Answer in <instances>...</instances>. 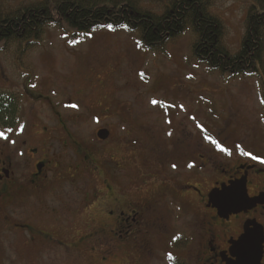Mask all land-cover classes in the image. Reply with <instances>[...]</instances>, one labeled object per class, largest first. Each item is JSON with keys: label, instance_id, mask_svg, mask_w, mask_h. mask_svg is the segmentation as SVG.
<instances>
[{"label": "flooded vegetation", "instance_id": "af4514ba", "mask_svg": "<svg viewBox=\"0 0 264 264\" xmlns=\"http://www.w3.org/2000/svg\"><path fill=\"white\" fill-rule=\"evenodd\" d=\"M22 86H0L4 102L7 93L23 100L0 121V233L12 237L0 250L11 248L15 264H264V128L235 147L251 149L257 162L231 161L226 143L222 181L205 177L214 162L199 155L201 168L187 171L196 181L185 187L188 204L182 185L174 188L183 177L178 157L164 150L154 148L161 175L135 181L134 116L107 112L100 100L66 109L72 102L52 94L43 103V93ZM242 179L256 204L221 218L209 194Z\"/></svg>", "mask_w": 264, "mask_h": 264}, {"label": "rangeland", "instance_id": "374dc122", "mask_svg": "<svg viewBox=\"0 0 264 264\" xmlns=\"http://www.w3.org/2000/svg\"><path fill=\"white\" fill-rule=\"evenodd\" d=\"M37 1L41 0H0L10 9ZM159 1L141 0V6L161 14ZM211 1V12L224 25L225 47L232 54L238 53L247 14L258 3L255 0ZM78 35L68 27L50 25L41 41H33L38 45L24 54L20 44H0L1 90L18 92L23 84L22 88L34 94L43 93V103L52 94L72 102L71 107L66 104V109H72V105L77 106L73 109H80L82 99L90 103L100 100L107 112L134 116L136 135L130 151L135 181L139 179L142 184L141 180L149 173L161 175L153 167L158 162L156 151L164 150L165 156L178 157V171H182L183 177L174 188L182 185L178 194L188 204L194 196L185 187L196 181L190 179L187 171L195 164L201 168L199 155H209L214 162L208 170H203L205 177L212 181L224 178L221 170L226 169L225 152L218 151L205 137L217 141L223 148L226 143L228 147L230 144L231 153L236 154L231 161L257 162L252 158L251 149L235 147L253 141L255 132L264 128L262 84L256 78L211 75L192 56L194 35L190 30L160 52L147 50L139 33L125 28L98 30L84 37ZM47 78L48 81H41ZM153 100L158 103L153 105ZM25 104L24 109L30 108L27 101ZM190 150H196V156ZM189 158L193 160L191 164L187 163ZM83 190L81 187L76 192ZM182 212L185 220H191L192 213L187 207L183 206ZM11 238L8 232L0 233L3 243ZM5 249L8 256L0 250V264H15V252L8 246Z\"/></svg>", "mask_w": 264, "mask_h": 264}, {"label": "trees", "instance_id": "16d2710c", "mask_svg": "<svg viewBox=\"0 0 264 264\" xmlns=\"http://www.w3.org/2000/svg\"><path fill=\"white\" fill-rule=\"evenodd\" d=\"M255 1L257 6L246 17L241 50L235 54L224 45V25L211 12V0H160L161 14L143 8L141 0H41L16 9L0 2V44H20L24 54L38 45L34 42L42 40L50 25L68 27L81 37L127 25L129 32L139 33L147 50L160 52L190 30L192 56L211 75L256 78L264 91V0ZM21 97L7 93L5 102L0 98V121L16 110L12 104L23 102Z\"/></svg>", "mask_w": 264, "mask_h": 264}, {"label": "water", "instance_id": "95a60500", "mask_svg": "<svg viewBox=\"0 0 264 264\" xmlns=\"http://www.w3.org/2000/svg\"><path fill=\"white\" fill-rule=\"evenodd\" d=\"M108 136L106 131H100L98 137L105 140ZM209 204L217 209L221 218L226 219V214H237L246 208H252L256 203L248 196L245 180L231 182L229 186L223 184L221 188L214 189L209 194Z\"/></svg>", "mask_w": 264, "mask_h": 264}, {"label": "snow or ice", "instance_id": "6c2138e0", "mask_svg": "<svg viewBox=\"0 0 264 264\" xmlns=\"http://www.w3.org/2000/svg\"><path fill=\"white\" fill-rule=\"evenodd\" d=\"M109 27H111V25H109ZM124 27L127 28V25H124ZM157 103H158V102H157L156 100H153V101H152V104H153V105H155V104H157ZM72 107L75 108V107H77V106H76V105H72ZM202 130H203V129H202ZM169 135H170V133H169ZM0 137H4L5 139L7 138L3 132H0ZM205 139L210 140V142H211L212 144H214V145H215V146H216L221 152H226V151H227V149L221 147V145H220L217 141H215V140H211L210 137H205ZM244 154H245V155H251L250 153H244ZM252 158H253V159H257V157H255V156H253ZM261 163H264V161H261Z\"/></svg>", "mask_w": 264, "mask_h": 264}]
</instances>
